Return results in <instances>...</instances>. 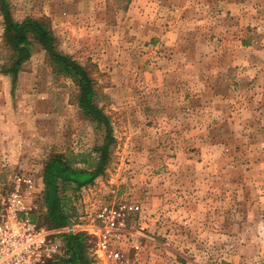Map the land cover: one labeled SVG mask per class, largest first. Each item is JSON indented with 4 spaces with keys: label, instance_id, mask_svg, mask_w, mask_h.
Segmentation results:
<instances>
[{
    "label": "rangeland",
    "instance_id": "rangeland-1",
    "mask_svg": "<svg viewBox=\"0 0 264 264\" xmlns=\"http://www.w3.org/2000/svg\"><path fill=\"white\" fill-rule=\"evenodd\" d=\"M6 1L18 21L50 22L111 121L109 165L76 215L124 207L141 235L120 247L130 264H264V0ZM8 64L0 12L1 179L39 177L53 154L90 169L103 132L75 82L37 47L13 91Z\"/></svg>",
    "mask_w": 264,
    "mask_h": 264
},
{
    "label": "trees",
    "instance_id": "trees-1",
    "mask_svg": "<svg viewBox=\"0 0 264 264\" xmlns=\"http://www.w3.org/2000/svg\"><path fill=\"white\" fill-rule=\"evenodd\" d=\"M0 12L4 20L5 45L9 52V64L3 68L2 74L11 78L13 91L24 65L38 47L46 53L58 75L75 82L79 108L103 132L101 144L94 149L96 161L90 162L89 156L81 160L90 169L75 168L76 158L64 154H53L44 164L40 174L43 191L37 200L40 210L34 215V220L48 229L64 228L76 215L73 198L106 172L115 142L111 121L96 103L97 90L88 67L59 49L58 39L47 19L27 17L18 21L13 17L6 0H0ZM91 247L88 237L83 233L65 235L62 254L49 264H95Z\"/></svg>",
    "mask_w": 264,
    "mask_h": 264
},
{
    "label": "built area",
    "instance_id": "built-area-1",
    "mask_svg": "<svg viewBox=\"0 0 264 264\" xmlns=\"http://www.w3.org/2000/svg\"><path fill=\"white\" fill-rule=\"evenodd\" d=\"M1 163L6 166V156ZM1 173L0 170V264H49L62 254L64 236L77 233L94 242V257H116L122 264H130L123 261L120 247L141 235L127 229L124 207L78 213L66 227L48 229L34 220L40 210L37 200L43 191L42 178L19 171L2 180ZM72 205L77 207L76 198ZM134 248H140L137 241Z\"/></svg>",
    "mask_w": 264,
    "mask_h": 264
},
{
    "label": "crops",
    "instance_id": "crops-1",
    "mask_svg": "<svg viewBox=\"0 0 264 264\" xmlns=\"http://www.w3.org/2000/svg\"><path fill=\"white\" fill-rule=\"evenodd\" d=\"M6 78H8V79H10L11 80V78L9 77V76H7ZM11 83H12V80H11ZM0 153L2 152V154L5 152L4 150H6V152H8L9 151V145H10V140H0ZM3 149V150H2ZM9 153V152H8ZM10 156V155H9ZM1 159L2 158H0V161H1ZM2 167V166H1ZM3 168V167H2ZM38 176H40L39 174H38Z\"/></svg>",
    "mask_w": 264,
    "mask_h": 264
}]
</instances>
